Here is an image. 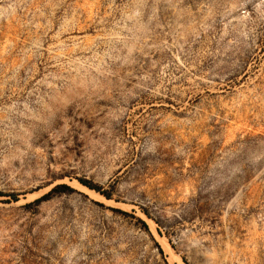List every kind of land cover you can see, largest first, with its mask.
Here are the masks:
<instances>
[{
  "label": "rangeland",
  "instance_id": "1",
  "mask_svg": "<svg viewBox=\"0 0 264 264\" xmlns=\"http://www.w3.org/2000/svg\"><path fill=\"white\" fill-rule=\"evenodd\" d=\"M0 264H264V0H0Z\"/></svg>",
  "mask_w": 264,
  "mask_h": 264
},
{
  "label": "trees",
  "instance_id": "2",
  "mask_svg": "<svg viewBox=\"0 0 264 264\" xmlns=\"http://www.w3.org/2000/svg\"><path fill=\"white\" fill-rule=\"evenodd\" d=\"M83 182H84L85 184H87L88 186H90L91 188H95L96 190H98V191L104 193L108 198L111 197V194L107 193L106 190H102L100 187H98V186H94V185H92V184H89V183L86 182V181H83ZM60 188H67V189H69L70 186L67 185V184H65V183L58 184V185H56L52 190H50L48 193H46V194H44L43 196L37 198L34 202H40V201H42V200H45V199L49 198V197L51 196V194H52L54 191H56V190H58V189H60ZM31 203H32V202H30V203H28V204H31Z\"/></svg>",
  "mask_w": 264,
  "mask_h": 264
},
{
  "label": "bare ground",
  "instance_id": "3",
  "mask_svg": "<svg viewBox=\"0 0 264 264\" xmlns=\"http://www.w3.org/2000/svg\"><path fill=\"white\" fill-rule=\"evenodd\" d=\"M74 183H75V182H74ZM79 185H80V184H79ZM79 185H78V186H79ZM78 186H77V187H78ZM79 187L81 188V185H80ZM81 189H82V188H81ZM83 189L85 190V192L87 191V192H89L90 194H94L93 190H92V189H89L88 187H83ZM84 190H83V191H84ZM89 193H88V194H89ZM97 194L99 195V193H97ZM94 195H96V194H94ZM98 195H96V197H97ZM91 196H93V195H91ZM99 196H100V195H99Z\"/></svg>",
  "mask_w": 264,
  "mask_h": 264
}]
</instances>
